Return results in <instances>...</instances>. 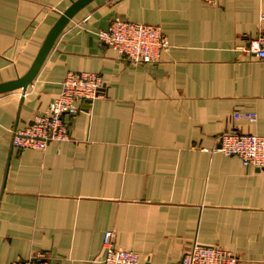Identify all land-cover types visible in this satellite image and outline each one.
Instances as JSON below:
<instances>
[{"label": "crops", "instance_id": "1", "mask_svg": "<svg viewBox=\"0 0 264 264\" xmlns=\"http://www.w3.org/2000/svg\"><path fill=\"white\" fill-rule=\"evenodd\" d=\"M72 1L0 0V84L28 71ZM114 19L159 25L169 47L153 62L122 60L97 36ZM261 30L264 0L80 8L22 100L0 93V264H102L107 230L139 264H179L194 241L264 264V169L213 150L224 130L264 135V60L246 50ZM69 71L103 80L100 97L63 115L69 139L12 147V129L50 106Z\"/></svg>", "mask_w": 264, "mask_h": 264}, {"label": "built area", "instance_id": "2", "mask_svg": "<svg viewBox=\"0 0 264 264\" xmlns=\"http://www.w3.org/2000/svg\"><path fill=\"white\" fill-rule=\"evenodd\" d=\"M214 3V0H200ZM104 45L113 48L122 60L132 63H148L158 59L160 53L169 47L168 40L159 25L114 19L107 29L97 32ZM247 51L264 60V30L248 41ZM103 80L94 72L66 73L60 92L52 99L50 106L33 116L23 128H13L11 145L17 149L44 150L50 143L69 139L67 125L63 121L66 113L75 114L82 110L77 104L92 102L101 96ZM20 90L21 99L26 94ZM234 119L245 118L254 121L255 113L233 114ZM226 156H236L244 166L264 169V135L243 133L234 129L218 134V146L213 148ZM114 234L105 231L102 245V264H139L138 254L114 245ZM10 264H54L37 255L26 260H14ZM179 264H238V258L231 251L219 245L192 242L181 255Z\"/></svg>", "mask_w": 264, "mask_h": 264}, {"label": "water", "instance_id": "3", "mask_svg": "<svg viewBox=\"0 0 264 264\" xmlns=\"http://www.w3.org/2000/svg\"><path fill=\"white\" fill-rule=\"evenodd\" d=\"M91 0H75L72 1L71 4L59 15V18L53 24V26L48 31L42 45L39 48L37 55L35 56L30 68L28 71L21 77L0 84V93L9 92L16 89H20L21 91H25L32 81V79L36 76L39 71L44 59L46 58L48 52L52 48L56 37L62 31L64 26L67 24L70 18L84 5H86ZM22 100V99H21Z\"/></svg>", "mask_w": 264, "mask_h": 264}]
</instances>
